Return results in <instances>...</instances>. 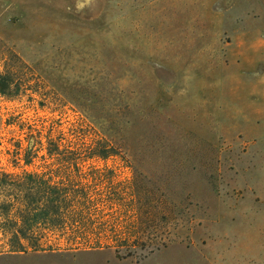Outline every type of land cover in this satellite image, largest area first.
<instances>
[{
	"label": "rangeland",
	"instance_id": "obj_1",
	"mask_svg": "<svg viewBox=\"0 0 264 264\" xmlns=\"http://www.w3.org/2000/svg\"><path fill=\"white\" fill-rule=\"evenodd\" d=\"M19 60L0 264H264V0H0ZM52 121L119 154L25 157Z\"/></svg>",
	"mask_w": 264,
	"mask_h": 264
},
{
	"label": "trees",
	"instance_id": "obj_2",
	"mask_svg": "<svg viewBox=\"0 0 264 264\" xmlns=\"http://www.w3.org/2000/svg\"><path fill=\"white\" fill-rule=\"evenodd\" d=\"M18 62L19 65L15 66L5 64L4 71L0 74V93L4 96H9V90L14 84L13 77H15L16 74L20 75V71L23 69L22 61L19 60ZM36 78L34 80L37 81L38 78ZM14 86L19 88L18 84ZM36 92L39 93V91ZM60 126H62V124L59 121H52L50 125L43 127L42 129L32 130V128H30V133L32 134H30L31 137L29 139V145L25 149V157H38L44 150L45 154L43 153L42 157L65 159L77 162L84 159L86 160L96 157L106 158L119 154L114 148H109L104 145L101 140L95 139L88 142L84 138L80 137L77 134V131L70 129L68 134H66L64 130L60 129ZM33 132H35V134H33ZM44 132H47L45 135L46 144H44L41 139ZM21 148L22 147L20 145L19 150H21ZM18 154H21V151H19ZM31 214L32 213H30L28 219L35 224H37L42 218V216L38 213H33V215ZM67 215H69V213H67ZM46 216L45 221L50 224L55 220V217L58 216V213H46ZM15 234L18 236L17 233Z\"/></svg>",
	"mask_w": 264,
	"mask_h": 264
}]
</instances>
